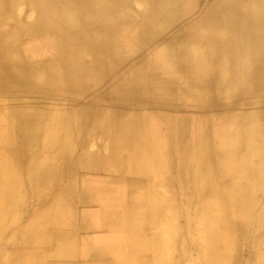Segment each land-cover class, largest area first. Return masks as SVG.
<instances>
[{"label": "bare ground", "instance_id": "obj_1", "mask_svg": "<svg viewBox=\"0 0 264 264\" xmlns=\"http://www.w3.org/2000/svg\"><path fill=\"white\" fill-rule=\"evenodd\" d=\"M137 1L143 2L140 9L147 7L156 13L147 14V22L137 25L140 29L135 42L133 38L125 41L131 28L128 21L137 16ZM169 1L176 5L168 10L175 11L177 0H0V9L7 5L11 10L0 30V88L7 89V93L0 94V120L7 119L9 125L0 138L5 137L7 144L14 146L7 148V155L0 152L5 169L0 181V264H16V259H23L22 264L84 262L85 255L79 254L75 236L83 230L85 220L83 212H78L80 207L70 204L80 203L82 196L69 189L50 191L48 174L52 170L57 174L59 163L69 166L71 158L79 164L83 139H96L99 135L104 139L117 137L116 152L131 154L126 168L132 174L136 172L145 188L134 200H140L145 207L129 208L127 196L126 206L115 215V233L119 227L123 230H119L120 236L125 233L119 239L120 247H161L165 243L163 237H137L166 234L169 249L205 253L196 264H232V252L235 256L243 250L247 264H264V38L259 39L262 58L257 57V48L252 52L243 30L245 25H230L228 50H222L223 55L210 70L203 69L199 57L186 54L184 29L177 27L178 21L170 28L162 18L155 17L164 13ZM231 1L235 2L227 0L228 6ZM257 18L264 21L263 4L257 9ZM108 24H115L124 33L108 35L103 40L102 29ZM13 25L15 29L11 28ZM89 26L93 28L86 29ZM113 41L132 47L140 45L148 53L149 62L129 67L139 55L133 49L118 54L115 64L104 62L105 53L109 52L105 50ZM112 58L115 60L114 53ZM27 62L28 72L24 67ZM217 67L219 75L214 76ZM148 69L178 76L176 84L171 81L174 76L166 78L164 85L151 84L156 90L154 97L159 94L162 103L175 108L134 110L116 118L96 106L105 98L114 101L109 96L115 90L144 87L140 75ZM68 74L71 79L63 78ZM51 75H61L58 86L71 94H43L41 98L36 95L37 101L33 95H17L13 91L25 87L29 76L36 86L47 89L52 85ZM101 91L103 94H99ZM90 95V101L85 102ZM16 107L24 108L27 116L35 114L34 108L40 110L37 131L16 129V120L10 117L11 109ZM191 107L195 112H190ZM162 114L167 119L172 116V126L158 125V120L163 124L166 119ZM22 146H37L35 152L25 153L47 156L55 168L49 169L40 162L17 163L13 167L18 166L25 175L15 177L9 157L23 154L18 148ZM163 150L179 156L175 165L170 156L169 169L178 170L168 176L164 172ZM29 187L36 189L28 190ZM39 192H51L46 206L24 220L27 209H34L29 202L42 197ZM65 202L67 206H60ZM186 234L191 235L185 237ZM28 248L33 253L25 257ZM157 257L156 264L160 258ZM234 259L236 264V256Z\"/></svg>", "mask_w": 264, "mask_h": 264}, {"label": "crops", "instance_id": "obj_2", "mask_svg": "<svg viewBox=\"0 0 264 264\" xmlns=\"http://www.w3.org/2000/svg\"><path fill=\"white\" fill-rule=\"evenodd\" d=\"M66 77L68 79H71L72 76L71 74H68V76H64L63 78H66ZM28 78H31V81H27V85L23 87L22 90L20 89L17 90L16 91L17 95L25 94L28 97L33 95L34 98L38 101L40 95H43V94L54 95L55 93H60V95H62V94H71L72 92L69 90L68 91L61 90V88L58 86L60 85V82H61L60 80L62 78L61 75L60 76H52V75L49 76V80L51 81L50 84L52 85L50 87H47V89L36 86L35 82L34 81L32 82V76L31 77L29 76ZM54 86H56V88ZM76 91L77 90L73 92H76ZM2 93H7V89L0 88V94ZM99 94H103L102 91L99 92ZM36 95L37 96L39 95V97H37ZM91 98L92 96L90 95L88 96L89 100H84V101L85 102L90 101ZM74 99L77 100V97H75ZM44 110L45 109H42V111ZM11 112H10V117H12V120H16L15 127L17 130H19L20 128H27V132L34 133L39 128L38 125H39V120H40L39 118L40 110L37 112V109L34 108L32 112L35 114H32L31 116L29 115L27 116L24 108L20 109L19 107L18 108L16 107L14 109H11ZM170 117L171 118L169 119H167L166 117H162L166 119L162 122L163 124H160L158 120V125L159 126L160 125L161 126H166V125L172 126L173 119H172V116ZM13 118H17V119H13ZM27 118H31V119H27ZM24 119L29 122L25 124L23 122L25 121ZM156 119L157 118L154 116L153 120H156ZM8 126L9 125H8L7 119L0 120V133H2L3 131H6L8 129ZM4 138L3 137L0 138V152H4V155H7V152H8L7 148L11 149V148H14V146L13 147L9 146V144H7V141ZM110 138L111 137L103 139L101 138L100 135L96 139H93V138L87 139V137H85L83 139L84 152L82 153L81 161L79 162V164L77 163L76 158H71L69 160L70 161L69 166L63 162L59 163L58 165H60L61 167V168L59 167V172L57 174H54L52 170L51 173L48 174L49 176L48 178L50 179L49 184H48L50 191H56V190L65 191L66 189H69L76 195H77V192L79 191L78 194L82 196V200H80V203L78 202L70 203L71 206H76V207L81 208V209L80 208L78 209V212L79 211L83 212L82 217L85 220V226L83 227V230L79 234H76L77 236H75L79 240V246H78L79 254L85 255V257L82 259L84 262H82L81 264H156L158 260L157 256L160 257L158 264L160 263L161 264H165V263L166 264H192V263L196 264L197 262L199 263V256L205 253L203 252L201 253L199 252V250H194V249L192 250L174 249V248L169 249L167 247L166 234L159 236L157 234L148 235V233H146V234L138 235L137 237V238H143V239H147L149 237L151 238H162L163 237V239L165 240V243H164V246H161V247H150V246L147 247V246L140 245V246H134V247H130L126 249L118 245L119 239H121L122 237H125L124 232L121 233V236L119 234L120 233L119 231L115 233V215H118L119 212H121V208L126 206V203H121V202H126L127 198L125 197L128 196V198L130 197L128 199L129 208L131 207L143 208V206L145 207V205L143 206L141 205L140 200H138L137 202L134 201L140 198L142 191H144L145 188L143 185H141V179L138 177L136 172L132 174V170L131 169L128 170L126 168L127 161L130 158L131 154L129 152L127 153L116 152L115 148L119 144L117 141V137L115 136V140L110 139ZM19 141L23 142L22 139ZM36 142L37 141H35V143ZM95 144L97 146H95ZM35 147L37 146H33L31 148L29 146L27 147L22 146L18 148H20L21 152L23 151L24 153L25 152L33 153L35 152L34 150ZM165 147L167 148V146ZM38 149L39 148H37L36 150L37 152L39 151ZM163 151H160V152H163L161 155L164 157L163 159L165 162L164 172H165V175L168 176L169 174L171 175L173 174L174 171L178 170V168L176 167H175V170L174 169L172 170V168L171 170L169 169V161L171 160L170 156L172 155V158L175 159V161L173 162V165H175L176 159L179 158V156H177L176 153L172 154V153H168L166 150H163ZM106 152H108L109 154ZM24 153L20 155L11 154V156L9 157V162L10 164H12V167H13V164L17 165V163L18 164H37L40 162V163L46 164L49 167V169L55 168L53 166L54 164L51 162V160L47 156L40 157V156L33 155L30 153H27V154L26 153L24 154ZM107 154L109 155V157H107L108 156ZM4 155L0 154V181L3 180L2 175L4 174V171H5L3 167L4 163L2 161ZM100 166H103V167H100ZM20 170L21 169L18 166H14L12 168L11 173H13L15 177L20 178L22 177V175H25ZM112 170L113 172H111ZM141 173L142 172L140 170V174ZM124 175H126L127 177ZM132 176H134L135 178H133ZM136 183H139V184L135 185ZM29 189L34 191L36 187H33V188L29 187L28 190ZM156 190H159V189L156 188ZM160 191H163V189H160ZM179 191H184V188H179ZM81 192L83 193V195L85 194L86 197L83 196ZM182 194L183 193L181 192L179 197ZM166 196L168 197L167 194ZM29 203L32 205V207H35L36 206L35 204L39 206V202L37 203L29 202ZM62 205L67 206L68 203L67 202L61 203L60 206ZM138 227H141V225L139 224ZM190 235L191 234H186L185 237L190 236ZM54 241H55V238L53 239V242ZM243 252L241 251L240 252L241 254L237 253V255H235L236 261L238 264L239 263L242 264L243 261L245 262V264H247V260H246L247 253L245 254L244 250ZM32 253L33 251L30 248H28L25 252V254L29 256H31ZM167 256H168V260H167ZM235 256H234V252H232V257H231L232 264H233V259L235 258Z\"/></svg>", "mask_w": 264, "mask_h": 264}, {"label": "rangeland", "instance_id": "obj_3", "mask_svg": "<svg viewBox=\"0 0 264 264\" xmlns=\"http://www.w3.org/2000/svg\"><path fill=\"white\" fill-rule=\"evenodd\" d=\"M177 2H178L177 6L175 7V9H173L175 11L171 12V10L170 11L168 10L171 6L176 5L175 2L169 1V3L167 4L168 5L167 8L166 7L164 8L165 9L164 13L160 12V15H156L155 17L162 18V20L167 22L166 24L167 27L169 25L170 28L174 27L173 25H171L174 21H178L176 23L177 27L180 26V27H183L184 29L182 40L186 48L185 49L186 54L190 56L193 55V56L199 57L202 61L201 66L203 69L210 70L213 66L214 61H216L218 57H221L223 55L222 50L223 49L228 50L229 40H230L229 36L231 34L229 33L228 35L227 32H229L228 31L229 26L234 25V24L236 26L241 25V27L242 25L243 26L245 25L243 30L245 31L246 37L248 38V41L250 42V46L252 47L251 48L252 52H254V47H256L257 48L256 51L258 52L257 57L260 56L262 58L263 53L260 50L261 43L259 39L264 38V21L263 20L259 21V19L257 18V9L260 5L262 4L264 5V0H239L237 2L235 0V2L231 1L230 6L227 5V0H207V1L206 0H177ZM141 3L143 2H140V1L136 2L135 7L137 8L136 10L137 16L136 15L133 16L132 19L128 21V23L130 24L128 27L129 28L131 27V28L127 31V35L125 34V37H124L125 41H127L128 39L132 40L133 38L135 42L136 34L137 33L139 34L138 29H140V27L137 25H140V23L142 22H147L146 17L152 12L156 13L155 9L149 10L147 9V7L144 9L142 8L140 9L139 5H141ZM210 4H214V7H208V5ZM8 8L9 7L5 5L2 9H0V30L2 28L3 19L11 15V12H9L11 10ZM25 13L27 16L29 15V12H25ZM173 19H176V20H173ZM134 22L136 23V25H134L135 24ZM13 26H11V28L15 29L16 26L14 27ZM92 28H93L92 26H89L86 29L91 30ZM21 32L23 33L27 31L21 30ZM115 33L121 34V33H124V30L120 27H116L115 24H111V25L108 24V25L103 26V29H102L103 40L104 38L106 39L108 35L109 36L115 35ZM163 39H165V36H163ZM118 43L119 41L117 43L113 41L112 45L109 46L107 50H105L109 52L105 53L104 62L108 63L110 61H113V63L115 64V62L116 63L118 62V59H117L118 54H121L124 51L125 53L131 52L133 50H134L133 53H139V55L137 56V58H134V61L131 63V65H129V67L130 66L134 67L135 65L143 64V62L144 63L149 62L148 53H145V51H143L144 49L140 45H136L137 47L136 49V47H132V45H126V44L121 45V43H119L118 45ZM169 48L171 49L172 46H169ZM193 49L196 52L193 51ZM113 53L115 54V60L113 58L112 60L110 59L113 56ZM134 62H136V64H133ZM24 67H25V71L28 72L29 63L27 62L24 65ZM174 75L175 74L173 75L167 74L164 71L159 72L158 70L151 71L148 69L147 71H145V73L143 72V74L140 75V77L144 78L142 79L144 80V83H145L144 87L143 86L136 87V88L132 87L131 90H126V91L123 89L115 90L114 94L112 96H109V98L113 100L115 99L114 100L115 102L105 98L103 102L98 101L96 106L102 108L104 110V114H112V115H115L116 118L117 117L121 118L123 115L127 113L134 112V110L142 111L143 109L159 110V109H166V108H175V105L173 104L170 105L168 103H162L160 100L159 94L158 96L154 97L156 90L153 89L151 86V84L157 85L159 83L164 85L166 83L165 79L172 78ZM213 75L214 76L219 75L218 67L216 68ZM173 78L171 81L176 84L179 81L177 79L178 76L176 75ZM27 79L28 81H31V78H27ZM138 79H141V78H138ZM13 91L16 92L17 90L15 89ZM121 101H122V104H121ZM191 108H189L191 110L190 112H195V108H192V109ZM161 117H163V114ZM75 154L77 156L76 152ZM39 193H40V196H42L40 199L37 198L39 201L32 202V203L39 202V206L36 205L34 209H29V210L27 209L24 219H27L28 216H32V213L35 211H38L41 207H44L43 205L46 206V203L49 200L48 199L50 195L49 193L51 192H48L47 195L44 192H39ZM121 203H125V202H121ZM121 224L124 226L126 225V223H121ZM117 230L123 231L121 227L117 228ZM24 256L27 257L28 255H24ZM16 261H17L16 264H22L23 259L21 261L19 259H16Z\"/></svg>", "mask_w": 264, "mask_h": 264}]
</instances>
